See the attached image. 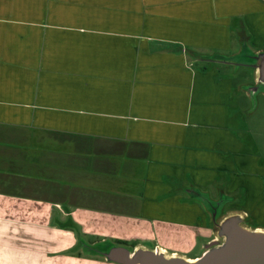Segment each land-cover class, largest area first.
<instances>
[{
    "label": "crops",
    "instance_id": "0c3cea01",
    "mask_svg": "<svg viewBox=\"0 0 264 264\" xmlns=\"http://www.w3.org/2000/svg\"><path fill=\"white\" fill-rule=\"evenodd\" d=\"M244 43L264 0H0V264H107L81 237L193 257V189L263 223L253 69L208 60Z\"/></svg>",
    "mask_w": 264,
    "mask_h": 264
},
{
    "label": "water",
    "instance_id": "95a60500",
    "mask_svg": "<svg viewBox=\"0 0 264 264\" xmlns=\"http://www.w3.org/2000/svg\"><path fill=\"white\" fill-rule=\"evenodd\" d=\"M208 60L232 64L235 68H252L254 82L247 88L253 102L257 103V94L264 93V49L253 50L244 43L238 53L217 54L215 59ZM192 193L208 211L213 230V236L202 239L199 252L193 257L169 251L151 241L128 244L111 238L88 242L81 237L80 251L83 255L103 258L107 264H264V226L252 225V220L242 209L225 213L223 205L228 197L223 194L214 199L200 189H193Z\"/></svg>",
    "mask_w": 264,
    "mask_h": 264
},
{
    "label": "rangeland",
    "instance_id": "374dc122",
    "mask_svg": "<svg viewBox=\"0 0 264 264\" xmlns=\"http://www.w3.org/2000/svg\"><path fill=\"white\" fill-rule=\"evenodd\" d=\"M249 72H251L250 68L241 67L239 70V76H243L244 74L249 73ZM250 81H253L252 77L250 78ZM255 101L257 102L256 104L254 103L255 104V107H254L255 112L254 113H247L245 111L244 114L242 115L243 124L245 126L244 128L246 129V130H244V138L246 140L252 139L257 152L260 153L262 156H264V93H262V92L258 93ZM249 106L251 107V109H253V107L251 106V103L249 104ZM248 129L250 131H248ZM209 190L212 191V187H210ZM212 193L211 194L213 196H214V194H218L215 191H212ZM217 197L219 198L218 195H217ZM262 207H264V206L262 205ZM232 209H233V206L231 204V201H226L223 205V211L226 213ZM259 214L261 215L260 221H264V215H263L264 211H262V213H259ZM251 224L252 225L259 224L261 226H264V222L263 223H256L255 221H253V223H251ZM203 240H200V242H199L200 245H201V242ZM174 245L178 246L177 244H174ZM180 248H182V247H180ZM198 250H199V246L197 247V249L194 252L188 253V254L189 255L190 254L191 255L197 254Z\"/></svg>",
    "mask_w": 264,
    "mask_h": 264
},
{
    "label": "trees",
    "instance_id": "16d2710c",
    "mask_svg": "<svg viewBox=\"0 0 264 264\" xmlns=\"http://www.w3.org/2000/svg\"><path fill=\"white\" fill-rule=\"evenodd\" d=\"M251 223H253V220L251 221Z\"/></svg>",
    "mask_w": 264,
    "mask_h": 264
}]
</instances>
